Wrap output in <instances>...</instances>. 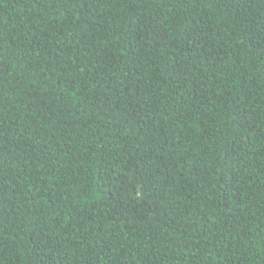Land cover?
<instances>
[{"label":"trees","instance_id":"16d2710c","mask_svg":"<svg viewBox=\"0 0 264 264\" xmlns=\"http://www.w3.org/2000/svg\"><path fill=\"white\" fill-rule=\"evenodd\" d=\"M0 264H264V0H0Z\"/></svg>","mask_w":264,"mask_h":264}]
</instances>
